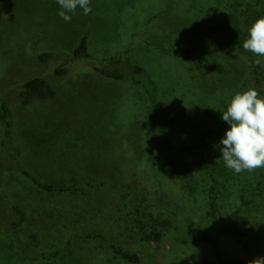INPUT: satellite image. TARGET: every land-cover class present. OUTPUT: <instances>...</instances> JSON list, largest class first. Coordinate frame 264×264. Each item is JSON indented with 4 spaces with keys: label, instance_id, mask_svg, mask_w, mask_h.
<instances>
[{
    "label": "rangeland",
    "instance_id": "obj_1",
    "mask_svg": "<svg viewBox=\"0 0 264 264\" xmlns=\"http://www.w3.org/2000/svg\"><path fill=\"white\" fill-rule=\"evenodd\" d=\"M90 7L87 15L77 7L66 22L57 0H0V97L10 101L14 121L11 140L0 151L4 164L28 169L44 181L97 183L86 194L47 193L20 170L6 168L0 264H130L107 243L78 238L90 232H103L139 252L141 264H219L213 245L190 242L208 211L205 196L185 194L172 181L170 166L153 173L149 165L148 98L130 83L100 78L90 66L116 56L132 59L159 87V136L187 137L194 129L201 141L210 135L220 141L229 125L219 109L226 110L234 93L255 87L264 96V66L256 72L252 62L264 57L242 47L248 28L264 15V0H90ZM85 34L92 58L70 64L71 73L57 83L56 98L24 104L22 79L50 75L63 62L39 65L33 56L47 47L71 56ZM193 36L198 54L226 72L200 68L178 54ZM179 111L181 117L171 123ZM217 153L215 178L231 179L246 194L259 183L264 186L263 167L236 174ZM234 190L222 191L221 216L208 224L222 244L223 263L248 264L264 256V193L235 214ZM14 219L22 220L24 240L38 235V251L68 246V258L24 259L9 229ZM162 221L171 223L166 227ZM227 226L249 235H220ZM159 230L164 236L156 242L152 233Z\"/></svg>",
    "mask_w": 264,
    "mask_h": 264
},
{
    "label": "trees",
    "instance_id": "obj_2",
    "mask_svg": "<svg viewBox=\"0 0 264 264\" xmlns=\"http://www.w3.org/2000/svg\"><path fill=\"white\" fill-rule=\"evenodd\" d=\"M199 47L196 38L191 37L185 48L178 51L185 60L195 62L200 68H207L210 71L224 73L226 69L214 64L206 62L199 54ZM63 59V62L55 68L54 72L50 75H35L28 76L22 79L20 85L19 97L24 104H31L37 100H52L57 96L58 85L62 82L70 73L71 66L74 64H80L88 59L92 58V54L89 50V38L88 34H85L73 54L68 56L65 52H58L49 47L42 49L38 54L33 56L35 63L39 65H47L57 59ZM254 59L252 62L254 63ZM73 64V65H70ZM256 72L261 70L260 66L256 65ZM92 73L99 76L102 79L114 81L116 83H130L135 86L134 91L136 94H145L148 98V114H147V128L144 136V142L149 152V165H151L153 173H157L160 169L166 170L167 167H171L174 177L172 180L178 183L182 191L185 194L193 197L198 193L205 196V200L208 206L204 218H202L196 225V235L192 243H207L214 247L217 252V259L219 264L223 263V255L221 253L222 244L217 241V237L209 229V220L211 218H220L218 215L220 200L222 191L227 187L235 189V201L232 204L235 210V214L240 212L241 207L244 205H250L256 198L264 193V186L258 184L257 187L251 190L248 194L242 187L233 186L231 179L224 178L223 175H219L215 178V172L219 169L220 160L217 153L220 152L219 140L217 141L214 136L201 139L196 138L195 130L188 131L187 137L179 136L178 134H166L165 136H159L161 130V120L158 117L159 103V87L156 82L150 77L148 71L141 65L134 63L130 58H122L120 56L111 57L109 62L105 65L90 66ZM262 72V70H261ZM142 90V91H141ZM134 94V93H133ZM135 95V94H134ZM138 97V96H137ZM182 111H179L176 115L170 119V122H176L181 117ZM14 128L13 112L11 103L6 97H0V132L3 131V139L0 142V151L11 140L12 131ZM1 135V134H0ZM211 140V142L209 141ZM218 143V145H214ZM170 149L172 152H170ZM3 156L0 153V208L4 203V196L2 192L3 177L6 168L17 169L22 172L27 178H29L34 185L39 189L47 193H87V187H95L97 183L89 182L81 184L77 182L61 183L50 182L40 179L38 176L31 173L28 169L18 168L16 166H6L3 162ZM165 164V165H164ZM264 168V167H263ZM262 169V167L260 168ZM159 181L160 177L156 176ZM224 188V189H223ZM230 209V208H229ZM230 214V212L228 211ZM222 216H227L224 212ZM235 216V215H233ZM171 222L162 221V226L168 227ZM22 220L14 219L11 224V233L13 239L21 251L24 259L29 258L32 260H47V261H64L68 258V246L47 251H38V235L32 234L29 241L24 240L21 235ZM165 227V228H166ZM164 232L154 231V240L160 242L163 239ZM220 235H232L245 237L249 233L245 230L227 226L219 232ZM80 239L92 240L98 243H107L114 255L125 259L130 264H141L142 256L137 251H131L115 244L111 241L103 232H90L78 236ZM227 264H245L241 261H231Z\"/></svg>",
    "mask_w": 264,
    "mask_h": 264
},
{
    "label": "clouds",
    "instance_id": "obj_3",
    "mask_svg": "<svg viewBox=\"0 0 264 264\" xmlns=\"http://www.w3.org/2000/svg\"><path fill=\"white\" fill-rule=\"evenodd\" d=\"M61 10L58 15L66 22L71 20L77 7L85 15L91 12L90 0H57ZM242 47L253 56L264 57V15L248 28ZM254 63L264 66V61ZM222 120L229 127L219 144L224 165L236 174L249 173L264 167V96L255 87L237 91L227 103L226 110L219 109ZM248 264H264V256L248 261Z\"/></svg>",
    "mask_w": 264,
    "mask_h": 264
}]
</instances>
